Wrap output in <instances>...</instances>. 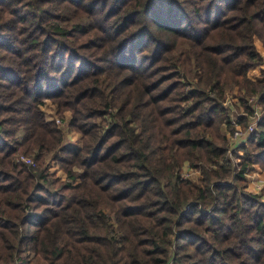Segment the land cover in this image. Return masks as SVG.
<instances>
[{"label":"trees","instance_id":"16d2710c","mask_svg":"<svg viewBox=\"0 0 264 264\" xmlns=\"http://www.w3.org/2000/svg\"><path fill=\"white\" fill-rule=\"evenodd\" d=\"M256 41L264 0H0V264H264V114L233 166L223 105L264 106Z\"/></svg>","mask_w":264,"mask_h":264},{"label":"rangeland","instance_id":"374dc122","mask_svg":"<svg viewBox=\"0 0 264 264\" xmlns=\"http://www.w3.org/2000/svg\"><path fill=\"white\" fill-rule=\"evenodd\" d=\"M26 10V9H24ZM6 16V15H5ZM3 16V18L5 17ZM255 48L260 53L262 60L264 62V48L262 47L259 41L254 43ZM256 79H259L260 76L254 74ZM227 93V91L225 92ZM234 93H229L227 99L225 101L224 108L226 109V114L228 119L234 124V130L231 134H227L228 142H229V150L227 156L231 159L233 166H237L239 164V159L237 156L242 155V150H238L237 146L241 143L246 144V140L252 134V132L248 131V126L252 125L255 131L257 129V123L260 117L264 114V106L257 103V97L255 96H248L246 100L247 106H249L250 110L252 111L251 114H246L247 112L244 111L243 107L241 106V102H239L236 96L233 95ZM40 110L43 112L45 121L53 122L56 128L60 129L61 132L64 134V141L67 143L68 147H72L75 152H79L83 147L82 143V135L78 132L75 128L70 126L71 121V113L68 110H64L59 112L58 106L49 98L43 99V104L40 105ZM248 115V122L243 126L237 125L236 121L239 117H245ZM106 128V125L103 127ZM221 131L225 133V127L222 125ZM239 132L238 135L235 136V132ZM23 134L22 131L18 133L21 137ZM251 150V149H250ZM235 151V155H232V152ZM50 154H47L46 163L49 162ZM16 161H24L22 158L29 159L32 161L33 165L35 164L33 160V155H25V154H17ZM28 162V163H31ZM25 162V161H24ZM23 162V163H24ZM25 165H27L25 163ZM31 165V164H29ZM36 165V164H35ZM49 171L54 173L57 177L64 178V172L54 161L49 162ZM201 175L200 167H190L188 162H185L180 170H179V178L181 180H190L194 181L199 178ZM245 177V187L244 190L249 192L251 195H256L259 199L264 201V166H260L259 164H254L252 169H248L244 173ZM30 264H43L42 261L32 258L30 260Z\"/></svg>","mask_w":264,"mask_h":264},{"label":"built area","instance_id":"2783aa9c","mask_svg":"<svg viewBox=\"0 0 264 264\" xmlns=\"http://www.w3.org/2000/svg\"><path fill=\"white\" fill-rule=\"evenodd\" d=\"M253 130H254V128H253L252 125L248 126V131L253 132ZM238 134H239V132L236 131V132H235V136L238 135ZM22 160L25 161V162H24V161H22V162H24V163H26V164H31L32 166H34L31 160H29V159H25V158H22ZM30 161H31V163H28V162H30Z\"/></svg>","mask_w":264,"mask_h":264},{"label":"crops","instance_id":"0c3cea01","mask_svg":"<svg viewBox=\"0 0 264 264\" xmlns=\"http://www.w3.org/2000/svg\"><path fill=\"white\" fill-rule=\"evenodd\" d=\"M72 150H74L72 147H70ZM75 151V150H74Z\"/></svg>","mask_w":264,"mask_h":264}]
</instances>
